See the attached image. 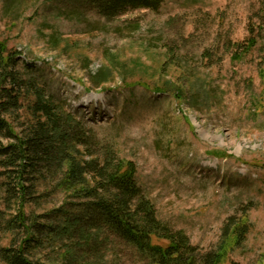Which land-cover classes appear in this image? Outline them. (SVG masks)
I'll return each instance as SVG.
<instances>
[{"label": "rangeland", "instance_id": "374dc122", "mask_svg": "<svg viewBox=\"0 0 264 264\" xmlns=\"http://www.w3.org/2000/svg\"><path fill=\"white\" fill-rule=\"evenodd\" d=\"M88 5L0 0V42L135 164L159 220L202 251L230 220L245 223L243 242L232 232L219 264H264V0H164L111 20ZM249 37L255 46L234 58ZM51 191L34 211L63 200ZM8 238L0 230V246ZM114 264L141 263L120 247Z\"/></svg>", "mask_w": 264, "mask_h": 264}, {"label": "trees", "instance_id": "16d2710c", "mask_svg": "<svg viewBox=\"0 0 264 264\" xmlns=\"http://www.w3.org/2000/svg\"><path fill=\"white\" fill-rule=\"evenodd\" d=\"M84 1L111 20L129 9L157 11L164 0ZM255 42L249 37L234 45L233 57ZM19 63L18 53L0 42V230L9 236L0 246L1 263L114 264L123 247L141 264H219L232 232L237 244L243 242L247 225L230 220L216 248L202 251L182 230L159 220L137 184L135 164L120 159L112 143L97 138L64 99ZM105 76L98 71L92 79L99 86ZM27 99L30 117L21 121ZM51 190L63 200L34 211L52 198Z\"/></svg>", "mask_w": 264, "mask_h": 264}]
</instances>
